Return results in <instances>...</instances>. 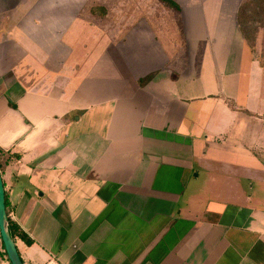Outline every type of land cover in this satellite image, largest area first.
Instances as JSON below:
<instances>
[{
  "label": "crops",
  "instance_id": "obj_1",
  "mask_svg": "<svg viewBox=\"0 0 264 264\" xmlns=\"http://www.w3.org/2000/svg\"><path fill=\"white\" fill-rule=\"evenodd\" d=\"M172 2L0 0V172L25 264H264L246 0Z\"/></svg>",
  "mask_w": 264,
  "mask_h": 264
},
{
  "label": "trees",
  "instance_id": "obj_2",
  "mask_svg": "<svg viewBox=\"0 0 264 264\" xmlns=\"http://www.w3.org/2000/svg\"><path fill=\"white\" fill-rule=\"evenodd\" d=\"M172 2V0H167ZM172 4H175L174 2H172ZM264 7V0H249L246 1L244 3V6L242 8V12H241V19H240V24L242 26V29L244 31V34L246 35V37L248 38V35L252 34L253 31H249V34H247V31L250 30V26H248L251 23L256 22V14L257 12H259L262 8ZM256 12V14H255ZM255 21H254V20ZM6 153L0 149V156L5 155ZM0 167H1V163H0ZM6 206H7V197H6ZM7 212H8V207H7ZM9 214V213H8ZM9 217V215H8ZM9 229L10 232L12 234V236L14 237L15 240L22 239L24 240L26 243L31 244L32 243V239L16 224L14 223L10 217H9ZM3 246V244H2ZM4 247V246H3ZM6 254V251H4Z\"/></svg>",
  "mask_w": 264,
  "mask_h": 264
},
{
  "label": "water",
  "instance_id": "obj_3",
  "mask_svg": "<svg viewBox=\"0 0 264 264\" xmlns=\"http://www.w3.org/2000/svg\"><path fill=\"white\" fill-rule=\"evenodd\" d=\"M0 237L10 264H25L17 247L16 240L9 229V217L6 206V192L0 172Z\"/></svg>",
  "mask_w": 264,
  "mask_h": 264
},
{
  "label": "rangeland",
  "instance_id": "obj_4",
  "mask_svg": "<svg viewBox=\"0 0 264 264\" xmlns=\"http://www.w3.org/2000/svg\"><path fill=\"white\" fill-rule=\"evenodd\" d=\"M246 1H249V0H246ZM172 5L173 7L178 9L177 3L172 4ZM260 9L261 10L257 12V14L255 12L257 23L254 22L248 25L250 26L249 27L250 30L247 31V34H249V31L250 32L253 31L252 34L248 35V41L250 45L255 49V54L259 56L264 62V7ZM178 10H180V7Z\"/></svg>",
  "mask_w": 264,
  "mask_h": 264
}]
</instances>
